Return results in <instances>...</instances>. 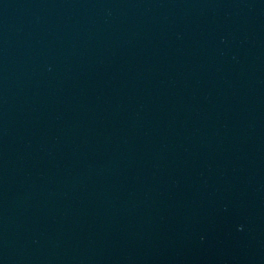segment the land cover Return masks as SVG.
<instances>
[{
	"label": "water",
	"instance_id": "1",
	"mask_svg": "<svg viewBox=\"0 0 264 264\" xmlns=\"http://www.w3.org/2000/svg\"><path fill=\"white\" fill-rule=\"evenodd\" d=\"M0 264H264V0H0Z\"/></svg>",
	"mask_w": 264,
	"mask_h": 264
}]
</instances>
